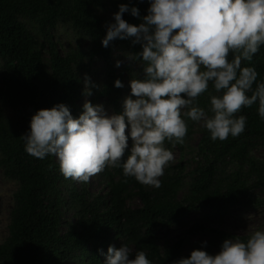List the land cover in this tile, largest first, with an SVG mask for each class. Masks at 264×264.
Returning <instances> with one entry per match:
<instances>
[{
    "label": "trees",
    "instance_id": "16d2710c",
    "mask_svg": "<svg viewBox=\"0 0 264 264\" xmlns=\"http://www.w3.org/2000/svg\"><path fill=\"white\" fill-rule=\"evenodd\" d=\"M120 3L137 6L141 17L149 7V0H0V172L18 185L0 264H103L99 250L123 243L132 253L145 251L152 264H172L194 248L214 254L224 239H247L264 228L235 235L226 225L240 209L264 210V120L255 104L237 114L246 116L245 131L223 141L185 118L184 143L165 141L178 156L164 168L159 188L106 166L94 175L100 191L93 190L91 179H66L55 156L41 160L25 152L22 135L40 108L62 102L78 116L88 99L104 100L113 113L123 110L129 81L141 73L131 59L141 45L117 38L102 46L105 24ZM123 15L129 23L142 22ZM59 25L71 37L66 45L57 38ZM251 63L264 81V46ZM85 74L95 85L87 97ZM117 78L123 87H115ZM210 94H216L211 84L198 97L205 109ZM178 227L185 230L170 241L169 230ZM195 236L208 237L207 244L187 250Z\"/></svg>",
    "mask_w": 264,
    "mask_h": 264
},
{
    "label": "clouds",
    "instance_id": "9594fccd",
    "mask_svg": "<svg viewBox=\"0 0 264 264\" xmlns=\"http://www.w3.org/2000/svg\"><path fill=\"white\" fill-rule=\"evenodd\" d=\"M126 12L142 22L129 23ZM112 15L102 46L117 38L141 45L131 57L141 73L129 81L123 110L109 114L103 103L88 99L78 116L62 102L40 108L22 135L27 154L41 160L55 156L66 179L86 183L106 166L120 167L125 178L159 188L164 168L174 159L165 141L184 143L185 118L202 122L213 141L245 131L246 116L237 115L242 108L257 105L264 120V81L257 80L251 63L264 46V0H149L142 17L128 3H120ZM210 84L216 94L209 95L205 109L197 100ZM114 85L124 86L119 78ZM94 86L85 74L86 97ZM99 251L103 264H152L145 251L132 253L125 243ZM172 264H264V228L247 239H224L214 254L194 248Z\"/></svg>",
    "mask_w": 264,
    "mask_h": 264
},
{
    "label": "rangeland",
    "instance_id": "374dc122",
    "mask_svg": "<svg viewBox=\"0 0 264 264\" xmlns=\"http://www.w3.org/2000/svg\"><path fill=\"white\" fill-rule=\"evenodd\" d=\"M57 38L66 45L67 42L71 40V37L68 36L66 30L59 25L58 31L56 33ZM97 103H103L109 114L113 113L112 108L107 105L104 100H101ZM198 139L195 140L197 142ZM173 156H178V150L173 151ZM91 185L93 190L100 191V185L98 184L97 179L93 177L90 178ZM18 188L16 182L6 179L2 173L0 172V243L5 240L7 237L9 230L8 224L10 219V211L13 207L14 202V192ZM138 203V202H136ZM241 211L238 213L239 218H227L226 225L229 227L230 231L233 232L235 235H241L245 232H251L256 229L261 224H264V210H255V209H240ZM193 216H190V220ZM185 230V227H178L172 228L169 230V238L170 241L176 240L179 235ZM208 237L199 236L192 237L188 244H186V249L189 250L193 248L196 244L205 245L203 244L204 241L207 240ZM207 244V243H206ZM71 264V263H66Z\"/></svg>",
    "mask_w": 264,
    "mask_h": 264
}]
</instances>
